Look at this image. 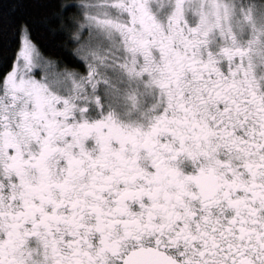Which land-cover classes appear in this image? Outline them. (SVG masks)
<instances>
[{"label": "snow or ice", "instance_id": "6c2138e0", "mask_svg": "<svg viewBox=\"0 0 264 264\" xmlns=\"http://www.w3.org/2000/svg\"><path fill=\"white\" fill-rule=\"evenodd\" d=\"M0 264H264V0H0Z\"/></svg>", "mask_w": 264, "mask_h": 264}, {"label": "trees", "instance_id": "16d2710c", "mask_svg": "<svg viewBox=\"0 0 264 264\" xmlns=\"http://www.w3.org/2000/svg\"><path fill=\"white\" fill-rule=\"evenodd\" d=\"M24 11H28V10H24ZM20 14H24V13L22 12V13H20ZM6 27H7V25H6Z\"/></svg>", "mask_w": 264, "mask_h": 264}]
</instances>
